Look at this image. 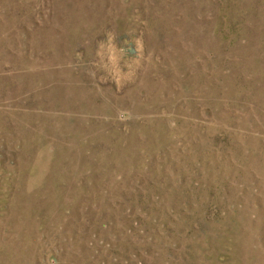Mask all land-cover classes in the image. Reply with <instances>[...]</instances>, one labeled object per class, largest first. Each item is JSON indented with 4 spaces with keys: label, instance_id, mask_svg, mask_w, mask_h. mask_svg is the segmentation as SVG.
Masks as SVG:
<instances>
[{
    "label": "rangeland",
    "instance_id": "1",
    "mask_svg": "<svg viewBox=\"0 0 264 264\" xmlns=\"http://www.w3.org/2000/svg\"><path fill=\"white\" fill-rule=\"evenodd\" d=\"M0 264H264V0H0Z\"/></svg>",
    "mask_w": 264,
    "mask_h": 264
}]
</instances>
